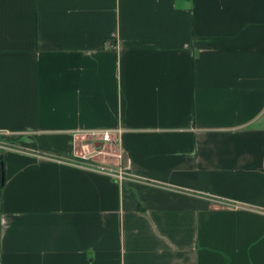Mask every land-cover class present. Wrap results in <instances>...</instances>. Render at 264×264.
I'll return each instance as SVG.
<instances>
[{
	"label": "crops",
	"instance_id": "crops-1",
	"mask_svg": "<svg viewBox=\"0 0 264 264\" xmlns=\"http://www.w3.org/2000/svg\"><path fill=\"white\" fill-rule=\"evenodd\" d=\"M263 163L264 0H0V264H264Z\"/></svg>",
	"mask_w": 264,
	"mask_h": 264
},
{
	"label": "built area",
	"instance_id": "built-area-1",
	"mask_svg": "<svg viewBox=\"0 0 264 264\" xmlns=\"http://www.w3.org/2000/svg\"><path fill=\"white\" fill-rule=\"evenodd\" d=\"M114 133L115 132L107 131V130H92L84 133V137H86L87 142L92 145L95 151H99L100 149L96 148L97 144H101V147L104 146L105 144H110V143L117 145L118 140L117 138L113 137ZM120 133L121 131L119 130L115 133V135L116 134L118 135ZM82 159L85 161L88 160L86 155H83ZM86 166L90 167L91 165H86ZM92 167L96 169L98 172L110 176L113 179L120 182L126 180L128 177V173L126 169L123 167H119L117 169L102 167V166L101 167L92 166ZM263 170H264V163H263ZM262 213L264 214V209L262 210Z\"/></svg>",
	"mask_w": 264,
	"mask_h": 264
},
{
	"label": "rangeland",
	"instance_id": "rangeland-1",
	"mask_svg": "<svg viewBox=\"0 0 264 264\" xmlns=\"http://www.w3.org/2000/svg\"><path fill=\"white\" fill-rule=\"evenodd\" d=\"M92 151L95 152L94 148L92 147L91 144H85L84 148L80 149V153H89V152L92 153ZM99 151H100V155L99 156H101L102 153H105V154L106 153L107 154L108 153H113V149L112 148H108V147L107 148L106 147H102ZM96 153H97V151H96Z\"/></svg>",
	"mask_w": 264,
	"mask_h": 264
},
{
	"label": "water",
	"instance_id": "water-1",
	"mask_svg": "<svg viewBox=\"0 0 264 264\" xmlns=\"http://www.w3.org/2000/svg\"><path fill=\"white\" fill-rule=\"evenodd\" d=\"M96 148H97V149H100V148H101V144H97V145H96Z\"/></svg>",
	"mask_w": 264,
	"mask_h": 264
}]
</instances>
